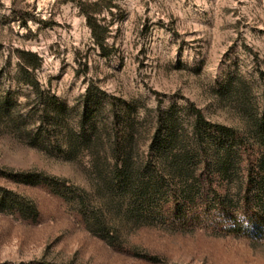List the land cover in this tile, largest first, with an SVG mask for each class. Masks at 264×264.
Masks as SVG:
<instances>
[{
  "label": "rangeland",
  "instance_id": "374dc122",
  "mask_svg": "<svg viewBox=\"0 0 264 264\" xmlns=\"http://www.w3.org/2000/svg\"><path fill=\"white\" fill-rule=\"evenodd\" d=\"M87 13L110 25L103 46ZM20 51L41 58L32 77ZM61 104L74 127L84 113L111 124L132 104L146 163L159 111L173 110L179 159L204 173L202 185L168 176L162 195L137 210L131 190L104 184L88 150L67 160L44 140L53 129L44 109ZM190 104L242 138L229 178L216 156L209 169L200 160ZM0 107V186L38 209L36 218L0 211V264H264V230L246 234L219 216L217 198L228 195L244 225V208L264 214V0H0ZM215 131L214 143L233 145ZM21 173L50 176L66 196L13 180ZM79 195L104 212L107 230L85 220ZM182 201L183 215H171Z\"/></svg>",
  "mask_w": 264,
  "mask_h": 264
},
{
  "label": "trees",
  "instance_id": "16d2710c",
  "mask_svg": "<svg viewBox=\"0 0 264 264\" xmlns=\"http://www.w3.org/2000/svg\"><path fill=\"white\" fill-rule=\"evenodd\" d=\"M86 16L87 23L92 29L96 42L98 45L103 46L105 33L109 31L110 25L104 26L99 24L94 15H90L89 13ZM20 59L22 71L30 77L33 76L34 71L41 65V58L34 52L20 51ZM32 84L37 85L35 81H32ZM44 110L45 113L42 118L44 120L47 119L53 128L49 130L48 139L45 138L44 140L49 142V144L54 143L57 145L59 152L67 160H75L79 152L85 149L88 150L93 155L92 157H94V165L99 172V176L103 178L104 184H111L113 187L116 185L117 187L131 190L133 192L132 199L134 205L139 204L140 200H143V202H155V198L162 195L163 188L167 185L166 177L168 176L183 179L186 181L188 188H192L195 182L201 184L204 173H190L191 167L184 163L186 157L179 159L180 152L176 151V147L180 142L179 129L181 128V124L171 109L166 112L159 111L158 113V127L151 146V160L147 163L142 159L137 148L139 130L138 123L132 117L135 110L132 104L123 106L121 110L124 115L120 117L119 113H116L111 124L106 122L101 123L92 116H88L87 113H84L77 127H74L69 121L65 120L66 105L61 104L57 107H54V105L46 106ZM189 111L194 117L193 138L200 140L198 151L200 160H203L206 163V168L209 169L211 164L210 158L216 156L217 170L224 177L229 178L231 173H228L230 168L227 166V160L234 150L240 148L243 144L242 138L238 135L236 129L208 120L202 113V110L197 108L196 105L190 104ZM7 112V107H0V118ZM258 122L264 123V113L262 120ZM111 129L116 132L113 137ZM211 130H216L215 132L221 137L230 138L229 141L235 147L233 145H229L228 147L222 146V142L219 144L214 143L213 138L208 134ZM258 136L264 142V134H258ZM206 142L209 143L207 144ZM32 144L36 145L34 141H32ZM204 144H207V147ZM153 161L159 162L160 168L159 166H155L154 168ZM148 175L150 176L148 178L149 181L143 182L142 178H147ZM258 175L261 177L260 190L263 191L264 173H258ZM16 177L18 181L27 185L45 184L53 189L57 188L55 187L57 186L55 180L41 173H21L13 175V180ZM151 181H154V183L150 185ZM54 190L59 195L66 196L64 192L57 189ZM186 194V197H189V193ZM79 197L81 198V202H83L80 203V212L85 220L88 223L92 222L99 230H107L108 225L105 221L104 212L100 209L96 211L86 206L85 199L88 200L87 196L79 195ZM217 198L219 216L228 221H233L246 234H258L264 230V214L254 213L250 210L249 206L244 208L248 222V225H244L235 215L237 212L236 206L231 198L228 195L222 196L220 194L217 195ZM184 201L177 204L173 210H169L171 215L179 216L182 214L186 206ZM136 205L135 208L139 210V205L137 207ZM5 208L12 209V211L16 210L24 218H36L38 215V209L34 203L30 202V200L18 199L15 192L0 186V211L5 210ZM197 214V212L194 213L195 216Z\"/></svg>",
  "mask_w": 264,
  "mask_h": 264
}]
</instances>
